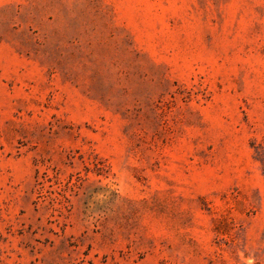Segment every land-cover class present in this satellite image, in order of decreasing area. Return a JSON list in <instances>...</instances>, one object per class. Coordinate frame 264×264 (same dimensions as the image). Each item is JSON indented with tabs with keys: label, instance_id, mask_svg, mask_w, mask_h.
Wrapping results in <instances>:
<instances>
[{
	"label": "rangeland",
	"instance_id": "rangeland-1",
	"mask_svg": "<svg viewBox=\"0 0 264 264\" xmlns=\"http://www.w3.org/2000/svg\"><path fill=\"white\" fill-rule=\"evenodd\" d=\"M0 264H264V0H0Z\"/></svg>",
	"mask_w": 264,
	"mask_h": 264
}]
</instances>
